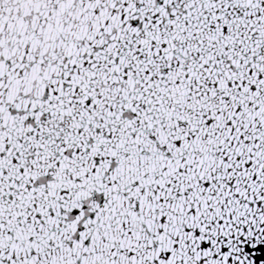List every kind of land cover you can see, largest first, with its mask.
<instances>
[{"label":"snow or ice","instance_id":"obj_1","mask_svg":"<svg viewBox=\"0 0 264 264\" xmlns=\"http://www.w3.org/2000/svg\"><path fill=\"white\" fill-rule=\"evenodd\" d=\"M0 264H264V0H0Z\"/></svg>","mask_w":264,"mask_h":264}]
</instances>
